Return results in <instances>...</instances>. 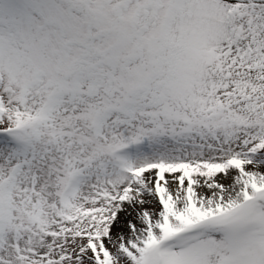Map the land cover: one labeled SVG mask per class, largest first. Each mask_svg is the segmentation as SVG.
Returning <instances> with one entry per match:
<instances>
[{
	"label": "snow or ice",
	"instance_id": "1",
	"mask_svg": "<svg viewBox=\"0 0 264 264\" xmlns=\"http://www.w3.org/2000/svg\"><path fill=\"white\" fill-rule=\"evenodd\" d=\"M0 264H264V0H0Z\"/></svg>",
	"mask_w": 264,
	"mask_h": 264
}]
</instances>
